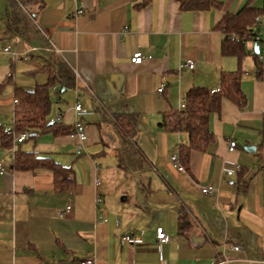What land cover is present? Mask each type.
<instances>
[{"label": "crops", "instance_id": "crops-1", "mask_svg": "<svg viewBox=\"0 0 264 264\" xmlns=\"http://www.w3.org/2000/svg\"><path fill=\"white\" fill-rule=\"evenodd\" d=\"M214 1L221 3L219 10L196 12L180 10L177 0H150L141 8L131 0H32L21 7L24 40L5 32L9 0H0V129L13 128L15 88L31 91L46 82L41 69L48 56H56L74 76L73 88L50 90L48 119L61 114L66 134L28 135L19 144L15 136L10 149L0 142L5 169L0 174V264H81L88 259L94 264H215L218 258L224 264H263L264 162L258 149L264 84L254 79L246 96L241 81L245 104L239 109L222 103L220 114L210 118L213 143L191 153L187 170L178 171L171 162L187 135L159 126L163 114L178 110L189 89L216 90L220 73L235 71L236 58L221 53L223 35L216 25L223 16L247 3L264 4ZM49 43L59 52H30ZM6 46L16 55L4 53ZM136 51L144 57L137 65L130 63ZM189 59L195 68L179 69ZM161 84L165 88L158 93ZM77 103L92 114L78 118ZM115 118L133 121L125 127L129 135ZM77 120L87 136L81 154L71 135ZM239 126L258 132L257 139L244 138L254 152L235 140ZM231 139L237 146L228 152ZM15 151L71 168L74 185L57 188L47 168L15 169ZM210 185L216 193L201 194ZM67 206L70 210L61 216ZM180 211L189 222L182 233ZM157 227L168 238L162 245L155 237ZM139 234L140 244L122 240ZM236 245L239 250L233 249Z\"/></svg>", "mask_w": 264, "mask_h": 264}, {"label": "trees", "instance_id": "trees-1", "mask_svg": "<svg viewBox=\"0 0 264 264\" xmlns=\"http://www.w3.org/2000/svg\"><path fill=\"white\" fill-rule=\"evenodd\" d=\"M32 0H9L6 9L5 32L15 34L25 40V24L22 22L21 7L31 3ZM135 8H141L150 0H131ZM179 9L182 11L203 12L210 9H220L221 3L214 0H177ZM42 6V5H41ZM264 16V4L262 7L247 3L235 14H226L217 23L216 29L222 33L223 40L221 53L225 56L236 58L238 68L232 72H221L219 86L216 90L205 87H193L189 89L184 98L185 108L163 114L159 123L160 128L169 132H183L187 135V143L178 145V161L184 170L188 169L190 155L192 152H204L213 143L214 135L209 128L210 118L219 115L224 101L241 109L245 104L246 97L241 89L243 72L241 70L242 60L248 55L250 49L246 46L253 42L255 18ZM24 21V20H23ZM233 39V40H232ZM254 64V76L256 81L264 84V62L258 60L254 51L251 53ZM56 56H48L47 63L41 69L47 73L48 78L44 84H37L33 90L27 91L15 88V108L13 111V128L10 131L0 129L1 145L10 149L13 138L22 133L32 138L45 133L57 134L67 133L62 123L50 122L48 116L51 106V91L59 93L61 88H73L74 76L71 70ZM264 58V52H263ZM8 75L5 82H9ZM57 84V85H56ZM57 87H60L59 90ZM122 131L129 135V128L133 121L124 123L115 118ZM131 122V123H130ZM64 129V130H63ZM261 143L259 145L260 160L264 162V127L260 130ZM27 139V138H26ZM31 153L15 151L14 168L19 170H32L34 168H47L53 173L54 183L57 188L71 189L75 182V174L71 168L61 167L47 159L34 158ZM178 232L182 233L189 226V222L183 211L178 215Z\"/></svg>", "mask_w": 264, "mask_h": 264}, {"label": "built area", "instance_id": "built-area-1", "mask_svg": "<svg viewBox=\"0 0 264 264\" xmlns=\"http://www.w3.org/2000/svg\"><path fill=\"white\" fill-rule=\"evenodd\" d=\"M81 12H82L81 10L76 11L77 14H80ZM263 32H264V16L258 15L255 18L253 44L254 43L258 44L257 57H258V60L264 62L263 54L259 52V44L261 42V35ZM49 44H50V46L46 47V48L31 47L30 52H33V53H38L40 51H47V52H53V53L59 52V50H57L52 43H49ZM250 51L253 52L254 51L253 48H251ZM3 52L6 54H11L12 56L16 55V53L13 52L9 46H6L3 49ZM23 59L28 60L29 56L24 55ZM143 59H144V57L142 56V54L139 51H136L131 55L130 63L137 65V64H140L143 61ZM194 68H195V63L193 60H190V59L185 60L179 66V69H186V70H193ZM164 88H165V85L161 84L159 86V88L157 89V92L162 93ZM16 103H17L16 100H14V104H16ZM184 108H185V101L182 99V100H180L178 109L183 110ZM73 110H74L75 115L80 119L84 116H88V115L92 114V111L82 108L81 105H79L78 103L74 106ZM263 115H264V113H263ZM51 122H54L56 124L62 123L61 114H57L51 120ZM71 135L74 136L78 142L77 154L83 153V143L86 141L87 136H86L84 125L80 120H77L74 122L73 127H72V131H71ZM26 138H27V134L22 133L15 138V142L18 144L22 143L23 141L26 140ZM236 146H237V144L234 140H232V139L229 140L228 146H227L228 152H233L236 149ZM171 162L173 163V165L176 167V169L178 171H183V167L179 163L177 155H173L171 157ZM236 169L239 170V167H236ZM4 172H5V169L0 164V174H3ZM232 173H233V171H226V175H228V176L232 175ZM216 191H217V188L213 185L203 187L200 190L201 194H203V195H213L214 193H216ZM95 202H96V205H98L101 202V199L99 197H97L95 199ZM69 210H70V207L67 206L65 208L64 212L61 214V216H63ZM155 237H156V240L158 241L159 245L164 244L168 240L167 236L165 235L162 228H160V227L156 228ZM122 240L124 242H126L127 244H140L142 242V237L140 234L139 235H125L122 237ZM233 249L239 250L240 247L238 245H236V246H233ZM260 262L264 264V261H260ZM38 264H45V263L41 262ZM81 264H94V261L91 259H88V260L83 261ZM215 264H224V260H222L221 258H218L216 260Z\"/></svg>", "mask_w": 264, "mask_h": 264}, {"label": "rangeland", "instance_id": "rangeland-1", "mask_svg": "<svg viewBox=\"0 0 264 264\" xmlns=\"http://www.w3.org/2000/svg\"><path fill=\"white\" fill-rule=\"evenodd\" d=\"M252 45H253V42H248L246 44L248 49H251ZM259 52L262 53V54L264 52V32L261 35V42L259 44ZM235 62H236V64H235V69L234 70H237L238 63H237L236 59H235ZM253 66H254V64H253V61H252L251 57L249 55H247L242 60V63H241V70L243 72L242 84H243V89H244V91L246 93V96H247V93L250 92V90L252 89L253 83L255 81L254 80L255 78H254ZM235 129H237V127H235ZM238 130H239L238 133L234 134V137H235V140L238 142V144H240L242 147L245 146L244 138H247V135H250V137H251L250 139L251 140L259 138L258 132H256L253 129H246L244 127L242 128L241 126H239ZM232 140H234V139H232Z\"/></svg>", "mask_w": 264, "mask_h": 264}, {"label": "water", "instance_id": "water-1", "mask_svg": "<svg viewBox=\"0 0 264 264\" xmlns=\"http://www.w3.org/2000/svg\"><path fill=\"white\" fill-rule=\"evenodd\" d=\"M253 48H254V53L257 54L258 53V44L254 43ZM243 148L246 151H249V152H254L255 151V147L254 146L245 145Z\"/></svg>", "mask_w": 264, "mask_h": 264}]
</instances>
